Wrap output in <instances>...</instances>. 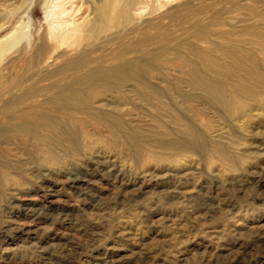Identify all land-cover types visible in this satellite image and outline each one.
I'll list each match as a JSON object with an SVG mask.
<instances>
[{"label":"rangeland","instance_id":"obj_1","mask_svg":"<svg viewBox=\"0 0 264 264\" xmlns=\"http://www.w3.org/2000/svg\"><path fill=\"white\" fill-rule=\"evenodd\" d=\"M0 264H264V0H0Z\"/></svg>","mask_w":264,"mask_h":264},{"label":"bare ground","instance_id":"obj_2","mask_svg":"<svg viewBox=\"0 0 264 264\" xmlns=\"http://www.w3.org/2000/svg\"><path fill=\"white\" fill-rule=\"evenodd\" d=\"M49 215V214H48Z\"/></svg>","mask_w":264,"mask_h":264}]
</instances>
